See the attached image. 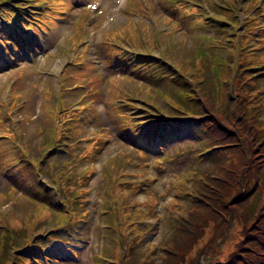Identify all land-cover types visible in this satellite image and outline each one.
I'll use <instances>...</instances> for the list:
<instances>
[{"label": "rangeland", "instance_id": "obj_1", "mask_svg": "<svg viewBox=\"0 0 264 264\" xmlns=\"http://www.w3.org/2000/svg\"><path fill=\"white\" fill-rule=\"evenodd\" d=\"M172 2L168 6V15L163 18L161 21V25H168L169 31L176 32L181 31V27H188V20L187 18L181 13L178 2L182 3H192L191 0H171ZM128 9L132 11V13L140 12V21L134 20L133 17H131V14L128 13ZM154 7H146L142 0H132L129 4V8L125 11L126 17H125V23L122 26H113L112 28L107 29V32H105L103 35L107 39V33H111L113 35V38H116L117 35L120 37V40L118 43L121 46H118L116 43L113 44L117 47H122L121 41H125L126 46H129L131 48H139L141 46L139 42L140 36H147L150 34L151 26L155 23L156 18L153 17L152 11L154 10ZM248 16L249 18V11L245 12L244 17ZM175 17L179 19V22L175 20ZM149 20L148 23H145V21ZM181 24V25H180ZM225 26V27H224ZM223 29H229V27L223 23V25H220ZM139 29V31H138ZM168 47V49H161L158 46H155L153 51L157 52L161 58L167 60L169 63H173L170 56H168V51L170 46L169 44L165 43ZM254 49V47H252ZM227 54L226 47L219 44L217 41L211 40V41H205L203 44L199 45L195 55L192 57L185 59L182 58L180 61V64L185 68L187 74H191L193 76H197L201 79L203 88L207 90L206 97L204 95H200L202 101L204 102L205 106L207 107V115L203 119V123H208L210 128H217L219 124H223L229 129H234V125L226 124L225 122L227 119L224 118V114H229L230 108L232 106H238L237 111L241 109L239 106H250L247 111L251 110V106L254 107V110L256 108H259L260 105V99L262 95H250L249 91L251 90V84H249V80L243 84L242 81L246 80V78H251L256 71L250 70L249 72L244 73V71H240V68H238V71H240L239 78L240 80H235L233 87L231 90H229V93L222 94V97L220 100H217L214 98L213 93H210L208 91L209 84L204 82L203 78V67H206L210 70L211 74L213 75L212 83L215 87V90H220L222 86V78L226 76L227 74V64L225 62V57ZM250 53L247 51L246 54H244V59L247 60V57H250ZM254 54V53H253ZM173 55V54H172ZM252 56V55H251ZM234 59L232 58L231 61ZM250 61V60H248ZM207 62V63H206ZM253 62V61H252ZM254 65V63H253ZM35 89V88H34ZM224 89V88H223ZM212 95V96H211ZM217 96V95H216ZM151 96H147V99ZM183 97V94L181 95ZM213 97V98H212ZM212 98V99H211ZM217 100L218 102H216ZM227 101V103L225 102ZM229 100H235L233 103L230 102V105H228ZM173 106H179L178 103H175L174 101L166 100ZM222 105L223 107H228L224 109L222 107L223 112H218V107ZM5 105L0 103V108L3 110V115H6V118H8L9 114L4 112ZM51 106V104H50ZM258 106V107H255ZM264 106V105H263ZM261 108V107H260ZM252 111V110H251ZM242 112V111H241ZM253 116L260 117V121H264V111H259L257 114L256 112H253L247 117L248 119L251 117L250 120H253ZM1 123H3V120H1ZM264 126V122L262 123ZM84 126V125H83ZM85 127V126H84ZM91 125H87L84 129L90 130ZM83 129V130H84ZM45 132H47V129H44ZM34 130L32 131V135H34ZM240 133H244L243 130H240ZM222 134V133H221ZM224 134V133H223ZM194 137V139L190 142L181 143L179 147L188 146L194 151H198L199 145H200V137H195L193 134H190ZM19 139L22 138V140H30L29 135L23 137L21 135H16ZM198 136V135H197ZM106 137V143L103 145L102 150H104L107 146L110 144L111 151L105 155V156H113L115 154V151H119L120 148L125 150L122 152V155L125 156L127 160H131L130 164H132L128 170L132 171L133 173L138 171V167H136L134 164L135 155L133 154L132 148L133 146H129L127 144L123 145H116L108 142V135L107 132L105 133ZM2 139H8L7 137H2ZM29 143V141H28ZM119 147V148H118ZM174 146H171L169 150H172ZM244 150L246 152L255 151L256 146L253 143L247 144L246 140L244 139ZM220 152H226L224 148L219 149ZM229 152V151H228ZM17 154L23 156V165L21 167V170H23L25 167L27 170H24L23 172H31L33 173L34 180L36 177L40 174L38 172L39 165H36L34 163H31L28 161L30 158L25 156L23 153V150L20 146H16L14 152L8 155V157L11 160L16 161L17 163ZM146 155L147 153L144 152ZM169 155V151H168ZM174 156H178V153H174ZM255 154H251V161L250 166L252 168V172H250L249 175H245V180L241 181L239 178L242 176L243 171H240V169L237 167V162L232 161L230 163V156L227 155L225 158L219 159L220 165L217 167H214L213 170H207L211 172L208 176L209 178H205L206 182L200 183L198 185L202 186V194H198V198H190L187 195L183 196L180 195L177 197L175 202L173 201V205H171L170 216H163V218H156L155 221V231L153 233L147 234L149 237L151 244L153 245L150 250L151 253L149 255V259H146L143 264H194L196 263L195 259V253L197 251L203 250V248L208 244L209 240L213 239L212 235L214 233L215 228L220 224V218L224 219L223 225H226L231 220L230 218L236 217L238 215V219L234 222H232L230 225H227V228L230 227V239H227L223 242H221V247H217L212 252L214 253L217 260L224 262V258L229 259V252L233 251V249L238 250L245 244L247 247H243L244 251L247 255H244L245 257H242L243 259L247 260L250 264H263V261H259L256 258L253 257L255 253H251L249 250V247L252 244V240H256L257 236L264 235V161L260 157H255ZM104 157V156H101ZM147 157V156H146ZM99 158V157H98ZM96 159V163L98 162L100 165H103L104 168H107V164L105 163V160L100 158L98 160ZM145 159V158H144ZM236 159V158H234ZM98 160V161H97ZM143 160V159H142ZM180 160V163H176L177 165V171L176 173L180 175V170L183 172L190 169H195L197 167H201L205 161L204 160H196L195 157H186L185 159L183 156L178 158ZM149 161V160H148ZM142 162V163H141ZM139 162L141 163V172L142 176L138 178V180H142L147 177L149 174L147 172V167H143V161ZM172 160L164 159V161L161 162L159 165L160 168L164 166H168ZM239 165H241V160H239ZM199 163V164H198ZM261 168V173L258 175V169ZM97 170V168H96ZM124 172L127 171L126 167L123 170ZM82 175L86 172L85 168L82 170ZM94 172V171H93ZM109 174V171H107ZM145 174V176H144ZM43 175V173H42ZM48 177L47 184L50 186L55 185L57 188L61 189V192L57 193L61 197H59V206H62L65 208V211L63 213L59 212L58 210L52 209L57 211L56 214L48 213L44 216L43 223L46 225L45 229H40L39 231H34L30 235L31 238H36L38 235H42L45 231H47L48 227L54 229L55 227H61L64 225V223H67L70 219V216L74 211L76 210L75 207L77 206L78 202V196L79 193L76 190L68 191L66 189V186L64 183L61 184V187L59 184H57L56 180L58 178L62 180H66L69 176V173L65 172L64 170H57V171H49L44 174ZM122 175V174H120ZM172 178V172L167 171L166 174H160L158 173L157 179L154 180L151 184H148V190H153L156 193H159L162 188L163 181H167ZM191 178V175L189 172H185L182 175L181 181H185L186 179ZM26 184L31 189V197L29 200H27V211L26 213L28 215H32L33 210L36 207L37 200L40 199L43 202L46 201L47 205L50 202V195L51 192L46 193L45 191L40 190L37 184L33 183L30 176H25ZM111 182V191L109 192L107 196V203H106V212L104 215V212L100 214L99 219L91 214L92 209H97L98 204V198L97 195L101 191H103L106 187L110 185ZM103 179L101 181L98 180V174H95L92 177V180L88 182L87 187L91 189L88 197H89V203H87V206L83 205L82 209L88 210L89 214L86 218L87 222L82 227H78L80 229V233L77 234L79 238H81V242L77 241V244H80V250L78 251V260L76 264H90L91 263V253L96 252V240L94 238V234H101V238H104V242L98 241L97 245V256L101 258H107L105 250L103 248H106L109 246L108 240H112L114 243H116L118 240L122 241L123 236L125 235L124 227L126 224L131 223L134 217L138 215H142V209L136 211L132 210L131 214L127 218L126 221H123V217L119 219L120 224L118 225L117 218H112V220H105V216L110 217V213L114 209V207L119 204V194L118 191H114L113 187L116 185V183L113 182L111 176L110 178ZM20 181V180H19ZM246 181V182H245ZM245 183L248 185L245 188ZM144 184H147L146 182ZM185 184H190L193 186H198L196 181L186 182ZM7 187V181L0 178V190ZM185 189L184 186H179L176 193H181ZM189 193V192H187ZM2 194V191H0V195ZM182 194V193H181ZM257 194L260 199L254 200L253 195ZM63 195L65 197H63ZM144 194H139L135 198L139 201L144 200ZM2 198V195L0 197V200ZM201 198V200H200ZM169 199V197L166 198V200ZM205 199H209L207 205H205ZM10 201V200H9ZM101 201V199H99ZM149 203H154V197L152 195H149ZM17 202V200H16ZM168 203V202H167ZM164 204V203H163ZM169 204V203H168ZM26 204L19 200V203L12 202L11 204L0 202V210L3 208L8 207V209L13 212V215L15 219L6 218V222L3 224L5 225V228L7 229V239L12 240L15 243H19V247L22 245L21 241L19 240V237L21 238L23 234H20V230L23 229H29L25 223V219L22 217L23 210L25 208ZM55 206V205H53ZM167 209V207H166ZM195 210L201 212L205 218L199 220L195 225L187 230V235L189 239L194 238V240L187 242V248H181L177 252H169V254L174 255L175 257H178L176 260L173 256L170 257L169 254L164 252H158L157 250L160 249V246L163 245L164 247L168 245L173 238L175 247H178L176 240H180L181 233L176 231L175 223L173 222L174 219H176L179 214L184 213L186 210ZM67 210H70V213H67ZM163 208L161 207V203L158 201L157 204V210L156 214L160 216L162 214ZM220 215V217H217L216 213ZM81 213V211L79 212ZM79 213H76L75 215H78ZM36 216V214H35ZM84 216V215H83ZM242 216V217H241ZM144 219V218H139ZM163 220V221H162ZM95 222H98L99 225H96ZM174 226H173V224ZM202 222H205L203 225ZM245 222H248L249 225L246 227H242ZM26 225V226H25ZM132 228V227H130ZM1 229V228H0ZM94 230V233H93ZM225 227L221 226L218 229V234L221 235L223 231H225ZM43 231V232H42ZM30 232L27 231V233ZM251 232L255 234H251L247 236L245 242L243 244L241 242H238V238H242V235L244 233ZM58 233H62L61 230H57L54 234H47L51 237H54V235L57 237L59 235ZM6 233H3L2 240L5 241L6 239ZM57 234V235H56ZM215 234V233H214ZM44 235V234H43ZM141 235V234H140ZM143 242V241H142ZM237 242V245H235L233 248V244ZM15 245L6 242L4 245V254H8V252L11 251V248H14ZM103 247V248H102ZM183 247H185V242H183ZM138 249V247H137ZM161 251V250H160ZM16 249H13L12 253L13 255L18 253H15ZM158 253V254H157ZM263 255H257L260 258H263ZM24 256V254H23ZM181 256V257H180ZM97 257L94 256V262L95 264L98 263ZM62 264H73L71 259L69 258H63L60 260ZM226 262L225 264H228ZM239 264H242L241 262H238ZM9 264V263H8ZM19 264H30L29 260L26 258V260H23L22 263ZM133 264H137L134 262Z\"/></svg>", "mask_w": 264, "mask_h": 264}, {"label": "trees", "instance_id": "obj_2", "mask_svg": "<svg viewBox=\"0 0 264 264\" xmlns=\"http://www.w3.org/2000/svg\"><path fill=\"white\" fill-rule=\"evenodd\" d=\"M258 126H253L250 130H249V134H248V137H249V142L251 143V145L254 143L255 146H256V151L258 154L261 153L262 151V147L264 145V130L261 129V130H258ZM243 148H244V143H243ZM251 157V153L249 154V156L247 158H242V159H239L241 160V165H239V161H237V167L240 169V171H243L242 173V176L239 178L241 181H244L245 180V175H249L250 172H252V168L250 166V158ZM216 213V212H215ZM217 217H220V215L218 213H216ZM242 217V216H241ZM238 219V215L236 217H231L230 218V222L227 223L226 225H223V222H224V219L220 218V224L215 228L214 230V233L216 231V234L213 233V239L209 240L208 244L203 248V250L199 251V252H204L206 250V255H207V259L209 261H212L214 260L215 262H217L218 264H225V263H221V262H218L217 259H215V255L214 253L212 252L214 249H216L217 247H221V242L227 240V239H230V227L227 228V225H230L232 222L236 221ZM176 224L179 226H186L187 229L191 228L190 226H192V224H195L198 222V220H194V219H190V220H183V219H180V220H177L175 221ZM203 224V223H202ZM205 224V223H204ZM203 224V225H204ZM249 223L248 222H245V224L242 226V227H246L248 226ZM174 226V224H173ZM221 226H224L225 227V231L222 232L221 235L218 234V229L221 227ZM185 228V229H186ZM181 231H184V229H182ZM251 234H255V233H251V232H247V233H244L242 235V238H238V242H241L240 244H243L247 238V236L251 235ZM175 238H173V240L170 242L172 245H175L174 244V240ZM189 237L187 235V233H185L184 237H183V241H186L188 240ZM194 240V238L191 237V239H189V241H192ZM176 243L178 245L179 248H184L182 247L183 245V242L179 241V240H176ZM237 245V242H235L232 246V248ZM243 247H247L245 244L238 250V253H237V250L236 249H233V251H230L229 252V256L230 258L232 259L228 264H239L238 262H241L242 264H250L248 262H243L245 261V259H243L242 257H245L244 255H247L246 252L244 251ZM186 248H187V243H186ZM249 250L251 253H255V255H253L254 258H256L257 260L259 261H263L264 260V255H263V258H260L259 256L257 255H262L264 254V235H259L257 236V239L256 240H252V244L251 246L249 247ZM176 260L178 259V257H175L174 255H172ZM226 259V258H225ZM123 263V262H121ZM123 264H128V263H123ZM193 264V263H192ZM194 264H200L199 262L197 263H194ZM202 264V263H201Z\"/></svg>", "mask_w": 264, "mask_h": 264}]
</instances>
